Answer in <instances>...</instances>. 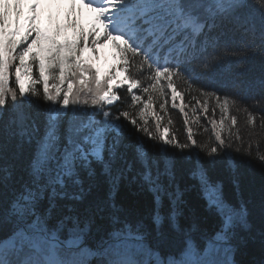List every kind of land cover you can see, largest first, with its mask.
<instances>
[{
    "label": "snow or ice",
    "instance_id": "obj_1",
    "mask_svg": "<svg viewBox=\"0 0 264 264\" xmlns=\"http://www.w3.org/2000/svg\"><path fill=\"white\" fill-rule=\"evenodd\" d=\"M24 2L0 0V228L11 225V234L0 239V264H90L93 257L98 264H237L234 256L244 244L240 230L252 228L253 211L258 212L261 225V252L258 261L248 264H264V196L255 209L244 201L230 202L220 170L212 167L225 163L234 169L230 151L234 141H238L236 151L255 152L264 162V140L254 145L238 132L232 134L240 114L246 124L264 129V80L255 93L235 81L230 87L204 90L212 86L216 58L203 55L209 43L214 47L218 43L220 37L214 33L222 35L229 25L230 30L253 37L258 33L264 45V0H79L95 14L91 32L86 33L78 20L71 27L79 26L81 41L87 35L96 36L91 41L96 52L98 25H102L103 39L113 43L121 61L119 71L114 66L103 85L93 76L95 95L82 102L91 105L85 108H69V96L61 97L59 87L56 94L50 92L46 75L54 63L61 79L66 69L73 74L91 71L79 61L67 66L70 57L62 50L73 53L79 46L76 40L61 44L35 27L36 17L31 16L29 35L35 32L36 38L19 55L12 54L19 41L7 38L20 34ZM70 2L71 16L77 0ZM31 7L34 12L36 4ZM42 36L49 47L33 53ZM44 51L47 57L41 54ZM30 53L38 64L39 77L26 88L22 77L32 76V66L25 63ZM16 61L18 66L13 67ZM10 81L17 87L10 86ZM37 83L43 85L42 93ZM71 91L70 87L65 90ZM185 95L193 112L201 110L216 130L215 146H208V166L201 163L197 152L195 165L186 172L176 166L166 148L162 149L161 168L147 146L150 140L181 153L193 145L200 147L188 127ZM33 96L49 103L42 104ZM169 100L183 117V143L170 136L167 127L155 134ZM150 120L155 121V130H150ZM225 127L227 138L221 135ZM133 132L141 135L131 145L133 155L129 157L130 145L125 141ZM98 169L107 177V197L98 189L87 213L63 214L57 198L81 199V174L95 177ZM134 169L133 179L151 193L146 217L112 202L121 180ZM70 187L79 188V193H69ZM192 189L203 194L219 218L214 234L205 233L201 245L192 238L202 231L195 212L187 227L178 223L185 193ZM101 233L107 238L101 236L90 247ZM176 244L180 247L175 254H164Z\"/></svg>",
    "mask_w": 264,
    "mask_h": 264
},
{
    "label": "trees",
    "instance_id": "obj_2",
    "mask_svg": "<svg viewBox=\"0 0 264 264\" xmlns=\"http://www.w3.org/2000/svg\"><path fill=\"white\" fill-rule=\"evenodd\" d=\"M58 34V33H56ZM241 34V33H239ZM234 35L233 32H226L224 34L216 33L219 35V39L227 38V43L223 41L220 44L223 55L221 56V61L224 63L222 74L214 75L211 73L212 86L208 87L207 91H215L217 87L225 86L230 87L232 82L241 84L242 87L248 88L251 92L259 91V81L264 80V58L261 56V52H264V45L261 44L259 37H253L251 34L243 33L242 36ZM233 36V37H232ZM231 37V38H230ZM58 40L57 38H55ZM61 44L65 43L58 40ZM79 44V41H78ZM49 47V42H41L38 47V52L41 49H46ZM227 49V52L224 49ZM37 52V53H38ZM78 47L73 53H68L67 50H62V54L68 55L70 59L67 62V66L71 67V64L76 61H87L82 58L77 57ZM225 53V54H224ZM41 54L46 57L49 55L46 51ZM74 57V58H73ZM46 63H48L46 59ZM35 77L38 79V64L34 61ZM91 68L90 73L94 76L95 71L92 69L90 64H85ZM84 74V73H83ZM48 76V86L49 91L53 93L56 87L67 89L71 82L73 81V88L70 93H68L70 100V108H81L82 102L84 100L91 101L90 95L82 91V87L87 84V88H92L91 84H94L88 78L82 80L81 73L79 71L64 72L63 78L61 79L60 68L54 63L53 67L46 73ZM71 80V81H70ZM105 81V80H104ZM101 84L103 85V82ZM95 85V84H94ZM10 86L17 87L14 82L10 81ZM37 90L41 93L43 91V85L37 83L35 85ZM219 94V93H218ZM61 97L64 95L59 94ZM32 99L39 100L42 104H48V101L42 100L40 97L33 96ZM77 100L80 103L73 104L72 101ZM160 103V100H156V105ZM179 103V102H178ZM185 104L188 107L185 111L188 113L189 124L188 127L192 129L193 139L197 141L200 145L199 148L193 145L192 148L180 150L173 148L172 146L163 145L162 143H153L148 140L147 146L149 154L158 159L161 168L164 165V155L162 149H167L170 156L174 157L176 166L182 171H187L189 168L195 165L197 161L196 153H199L201 158V163H204L207 167V151L208 146H215L214 138L216 130L213 129V125L208 123V117H206L201 110L197 108L195 112L192 110V103H189V97L185 95ZM159 111V109H157ZM218 112V110H217ZM164 120L161 121V128L155 130V121L150 120L149 126L150 130H155L156 135H160L164 127L168 128V134L174 136L181 143L186 140V128L184 126L183 117L180 115L178 110H174L171 107V102L169 100L168 110L163 113ZM199 118V119H197ZM217 119H219L217 115ZM239 133L243 140L247 143L251 140V143L257 145L264 140V129H260L257 126L248 125L245 123V117L240 114L238 118V126L233 129V136ZM140 133L133 132L131 138L127 139L125 142L130 145L128 149V155L131 157L133 155V148L131 145ZM222 137L227 138L229 135V130L227 127L221 132ZM147 140V138H145ZM238 141L233 142V149L231 151V159L234 162V169L226 166L225 163H218L213 167V171L217 169L220 170L223 182L225 183V191L230 202L234 204H239L244 201L248 204L250 209H255L258 207L261 197L264 196V162H261L256 158V153L253 152L252 155H247L243 151H236ZM11 147V146H10ZM93 167H97L93 165ZM138 168V165H137ZM136 169L132 173H129L120 182V187L115 193L114 200L112 202L116 203L117 207L123 209H134L139 215L143 213V216H147L148 206L151 202V193L147 192L146 189L142 190L140 184L137 180H134ZM82 187L84 189V194L81 199L73 200L65 196L63 198H57V204L59 209L63 214L73 215V214H84L87 213L92 207L93 201L95 200L98 189L101 190L105 197L108 195V181L107 177L101 175L99 169L95 177H88L87 173L81 174ZM69 193H79V188H68ZM185 203L181 206V215L178 217V223L182 227H187L191 222L193 212H195L196 217L202 224V231L193 233V241L197 245H201L204 241V234L211 236L218 227L219 218L216 214L208 208L207 201L204 199L203 194L199 193L197 190H189L184 196ZM252 228L248 231L240 230V236L244 241V244L240 249H238L234 259L237 264H248L250 261H258L261 252V237H260V220L258 212H252V218L250 219ZM11 234V225H7L0 228V239H4L7 235ZM101 236L106 239L107 236L103 233L95 235L94 239L89 243L90 247H94L95 243L100 240ZM63 239L64 237L61 236ZM180 245L176 244L166 249L164 254L169 252L175 254ZM90 264H98V259L93 257L90 259Z\"/></svg>",
    "mask_w": 264,
    "mask_h": 264
},
{
    "label": "rangeland",
    "instance_id": "obj_3",
    "mask_svg": "<svg viewBox=\"0 0 264 264\" xmlns=\"http://www.w3.org/2000/svg\"><path fill=\"white\" fill-rule=\"evenodd\" d=\"M40 4H44L46 6L48 5L50 7V9H51V12L52 13L54 12L56 14V17H59L61 15V12L69 4V0H36L35 13H38ZM30 10H31V12H30ZM23 11H24V19H22L20 17V25L23 26L24 29L21 28L22 30H20V33L24 32L26 34L27 31L30 30V28L32 26V23H33V22L29 21L28 18L31 17V16H34L35 17V14L32 11V8L28 4H26V3L23 4ZM23 20H28L27 21V25L22 22ZM34 25H35V27H37V28L40 29L42 27L41 20L35 19ZM67 33L69 34L70 33V30L67 31ZM25 43L26 44H29L31 42L27 41ZM106 47L108 48L107 45H106ZM111 48H112V50L114 52V48L112 47V45H111ZM33 50H34V47H33ZM90 51H91L90 49H86L84 52L90 53ZM109 54H110V51L108 49V55H107L106 58H102L101 57L102 55H100V57L97 55V57H98L97 60L101 63L103 69L111 68L112 67V64H114V63L110 62V61H113V60H112V58L109 59ZM115 57H116V54H115ZM27 60H28V56L25 57V63L26 64H28L27 63ZM102 60H108V61H102ZM95 65H96L97 68L101 69L97 63H95ZM22 79L24 81L25 87L27 88V87H29L30 80H33L34 78H33V75H32L31 77H29V76H23ZM68 107L70 108V104H69ZM85 107H91V105L90 104L89 105L82 104L81 108H85Z\"/></svg>",
    "mask_w": 264,
    "mask_h": 264
},
{
    "label": "bare ground",
    "instance_id": "obj_4",
    "mask_svg": "<svg viewBox=\"0 0 264 264\" xmlns=\"http://www.w3.org/2000/svg\"><path fill=\"white\" fill-rule=\"evenodd\" d=\"M101 57L106 58L108 55V48L104 45L101 46Z\"/></svg>",
    "mask_w": 264,
    "mask_h": 264
}]
</instances>
